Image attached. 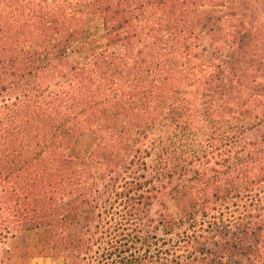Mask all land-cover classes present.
<instances>
[{
  "label": "trees",
  "instance_id": "16d2710c",
  "mask_svg": "<svg viewBox=\"0 0 264 264\" xmlns=\"http://www.w3.org/2000/svg\"><path fill=\"white\" fill-rule=\"evenodd\" d=\"M46 255L264 264V0H0V264Z\"/></svg>",
  "mask_w": 264,
  "mask_h": 264
},
{
  "label": "rangeland",
  "instance_id": "374dc122",
  "mask_svg": "<svg viewBox=\"0 0 264 264\" xmlns=\"http://www.w3.org/2000/svg\"><path fill=\"white\" fill-rule=\"evenodd\" d=\"M77 57H78V55H76L74 53L73 55H71V60L72 61H82L84 59V58H82V56H80L79 58H77ZM131 90L132 89H129V91H131ZM89 140H90L89 137L84 139L83 145L81 146L82 147L81 151H83V150L85 151L87 149V147H88L87 143ZM77 153L78 152H74L73 154L77 155ZM31 264H66V263L62 258H57V257H54L52 255H46V256H39V257L33 259Z\"/></svg>",
  "mask_w": 264,
  "mask_h": 264
}]
</instances>
